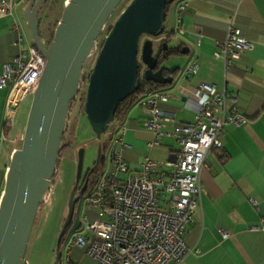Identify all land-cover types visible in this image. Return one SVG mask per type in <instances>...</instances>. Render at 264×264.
<instances>
[{"label": "built area", "instance_id": "2783aa9c", "mask_svg": "<svg viewBox=\"0 0 264 264\" xmlns=\"http://www.w3.org/2000/svg\"><path fill=\"white\" fill-rule=\"evenodd\" d=\"M13 0H0V14L7 12ZM188 0H177L173 34L181 32L178 13ZM224 37L212 51L220 62L223 75L240 58L251 42L240 28L233 25L234 12L225 14ZM18 39L26 47L1 65L0 88L6 87L0 128V146L4 127L12 122L15 108L31 94L44 66V56L32 44L27 28L17 16ZM198 64L192 55L184 64L182 76L192 75ZM225 76V75H224ZM168 93L159 87H147L134 104L142 112L141 124L151 131L149 146L157 145L162 135L175 139L174 160L156 161L144 156L134 171L128 170L123 157L122 120L108 125L105 151L96 169L93 183L79 199L80 205L96 211L92 220L79 218L78 228L69 232L60 246L62 264H71L68 250L83 246L95 264H179L191 251L183 238L186 224L193 219L200 197L199 173L205 165L206 153L220 147L219 135L227 123L241 124L245 116L235 107V95L212 83L199 81L185 99L192 112L187 122L167 124L174 113L160 104ZM254 204V201H251ZM83 221H82V220ZM81 231L91 232L87 240ZM221 236L227 233L220 230ZM197 252L196 248L192 249Z\"/></svg>", "mask_w": 264, "mask_h": 264}, {"label": "crops", "instance_id": "0c3cea01", "mask_svg": "<svg viewBox=\"0 0 264 264\" xmlns=\"http://www.w3.org/2000/svg\"><path fill=\"white\" fill-rule=\"evenodd\" d=\"M26 1L13 0L7 12L0 14V73L2 63L26 47L15 28L17 16L25 23L22 11ZM229 12H234L233 25L251 42V48L241 52L224 76L212 51L224 37L225 14ZM178 17L181 32H167L164 41L168 49L163 51L181 57L171 67H164L177 69L171 74L172 86V81L159 86L168 93L160 107L174 113L167 128L192 119L193 112L185 106V99L199 81L212 83L217 90L232 91L235 107L245 116L241 124H225L219 135L221 146L212 147L205 155L199 173L198 207L183 232L191 251L179 264H264V0H188ZM184 45L187 51L179 53L178 48ZM192 55L197 71L182 76L180 71ZM5 95L6 87L0 88V128ZM138 108L136 105L134 115L125 112L122 118L126 142L122 154L129 171L136 170L144 156L164 161L174 153L175 139L171 135H162L157 145L147 144L151 131L141 124L143 115ZM9 125L4 127L3 140ZM18 146L8 148L2 163L0 152V193L7 159ZM220 230L227 236L222 237ZM68 254L71 264H95L83 246H71Z\"/></svg>", "mask_w": 264, "mask_h": 264}, {"label": "water", "instance_id": "95a60500", "mask_svg": "<svg viewBox=\"0 0 264 264\" xmlns=\"http://www.w3.org/2000/svg\"><path fill=\"white\" fill-rule=\"evenodd\" d=\"M46 0H27L23 17L31 44L44 56V66L31 93L18 147L12 149L0 193V264H25L23 252L37 205L52 182L69 102L78 90L83 62L96 56L85 86L83 113L91 131L100 137L113 120L118 103L140 80L167 84L172 76L152 53V40L164 32L163 20L172 0H129L110 24L100 43L96 38L120 0H65L52 39L44 46L37 16ZM169 34H173L172 30ZM146 35L140 41V37ZM162 42V49H166ZM187 46L178 48L184 53ZM100 142L93 165L101 160ZM83 148L77 150L75 178L82 168ZM170 153L168 160H174ZM85 183L80 190L84 189ZM78 198V200H77ZM80 195H68L67 209L54 247L56 264L62 237L78 228Z\"/></svg>", "mask_w": 264, "mask_h": 264}, {"label": "rangeland", "instance_id": "374dc122", "mask_svg": "<svg viewBox=\"0 0 264 264\" xmlns=\"http://www.w3.org/2000/svg\"><path fill=\"white\" fill-rule=\"evenodd\" d=\"M128 1L129 0H120L113 8L105 21L104 27L101 29L96 38L97 43L101 42L106 32L105 26L113 22L118 14V11H120ZM175 2L176 0H172L167 6L166 15L163 20L164 32L158 36H149L152 40L153 54H156L157 51L162 49V42L167 38V32L172 30L174 27L176 12L174 14L173 6ZM41 5V10H38L37 14L40 21L38 30L40 37L43 39L44 46H47L52 39L54 27L59 20L63 4L62 0H46ZM145 37L146 35H142L140 37V41ZM170 39L171 38L169 37L167 42L170 43ZM177 43L178 42L176 41V44ZM175 47L177 48V46ZM96 52L97 50L95 49V51L83 62L78 82V90L69 102L65 117L64 130L61 135L62 144L58 151L56 167L51 177L52 182L48 189L49 192H47L44 200L37 205L30 233L23 252V260L25 261V264H52L55 252V240L66 213L68 195L71 190H73L74 193L78 191L77 187L74 185L77 150L80 147L83 148L82 170L85 172L87 168L93 165L97 153V143L100 142V144L103 145L104 140L107 137L108 129L102 132L100 137H96L91 131L83 113L85 86L87 83L88 73L96 56ZM179 57H181L179 54L172 52L167 53L164 51V56L161 59L160 66L171 67L174 65L175 59ZM172 84L173 81L170 86H172ZM30 99L31 94L25 96L15 108L12 122L8 127L3 144L1 143V163L2 160L7 157L8 148L20 144V134L22 135ZM135 107L136 105H132L126 111V115H134L136 113ZM138 109L140 110V108ZM103 155L104 153H101L100 159ZM8 160L9 157L7 159V163ZM99 162L96 167L99 166ZM83 215L85 216V219L92 220V218L96 216V211L80 205L78 216L79 218H82ZM80 234L87 240L92 235L89 231L81 230ZM64 239L65 237L63 236L60 241L61 244ZM60 247L62 249L63 246H59V248ZM61 257L56 264H62Z\"/></svg>", "mask_w": 264, "mask_h": 264}, {"label": "trees", "instance_id": "16d2710c", "mask_svg": "<svg viewBox=\"0 0 264 264\" xmlns=\"http://www.w3.org/2000/svg\"><path fill=\"white\" fill-rule=\"evenodd\" d=\"M124 7V6H123ZM122 7V8H123ZM119 13V11H118ZM110 24H107L105 26V30L107 31L108 28H109ZM106 33V32H105ZM161 53V52H160ZM176 68H172V69H165V72L166 73H169L170 75L171 74H174L176 73ZM162 84H156V83H153V82H150V81H144V80H140V83H139V86L131 93L129 94L128 96H126L123 100H121L118 105L116 106V109L114 111V115H113V120L112 121H115V122H119L120 120H122L126 110L134 103V101L136 100V98L141 95L143 93V91L147 88V87H159L161 86ZM7 126H5V129H7ZM105 144L102 145L101 147V153H104L105 151ZM98 167H96L94 170H93V179H94V176H95V172H96V169ZM91 176V177H92ZM93 179L89 182L88 186L91 185L93 183ZM70 257V256H69ZM71 260V259H70Z\"/></svg>", "mask_w": 264, "mask_h": 264}, {"label": "flooded vegetation", "instance_id": "af4514ba", "mask_svg": "<svg viewBox=\"0 0 264 264\" xmlns=\"http://www.w3.org/2000/svg\"><path fill=\"white\" fill-rule=\"evenodd\" d=\"M41 7H42V5L39 7V10H41ZM39 23H40V21H39ZM147 37H149V36H147ZM161 52V53H160ZM158 56H162V55H164V51L163 50H160V51H157V53H156ZM94 163V162H93ZM90 168V167H89ZM89 168H87V170H85V172H83V170H82V168H81V171H80V174H79V176H78V178L76 179L75 178V175H74V182H75V187H77V189H78V191L76 192V193H74V197H77V196H79L80 195V197L82 196V194H83V192L85 191V189L88 187V184H89V182L93 179V176H92V174H93V170L95 169H93V170H89ZM92 176V177H91ZM83 183H85V185H84V189L83 190H80V188H81V185L83 184ZM77 200H78V198H77Z\"/></svg>", "mask_w": 264, "mask_h": 264}, {"label": "bare ground", "instance_id": "6f19581e", "mask_svg": "<svg viewBox=\"0 0 264 264\" xmlns=\"http://www.w3.org/2000/svg\"><path fill=\"white\" fill-rule=\"evenodd\" d=\"M49 192V191H48Z\"/></svg>", "mask_w": 264, "mask_h": 264}]
</instances>
